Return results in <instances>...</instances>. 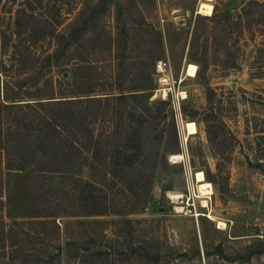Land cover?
Instances as JSON below:
<instances>
[{"label": "rangeland", "instance_id": "374dc122", "mask_svg": "<svg viewBox=\"0 0 264 264\" xmlns=\"http://www.w3.org/2000/svg\"><path fill=\"white\" fill-rule=\"evenodd\" d=\"M67 1L88 4V17L94 19L83 34L89 65L95 68L80 71L88 82L73 91L110 99L104 116L90 117L88 131L95 139L103 134L110 151L113 133L139 130L142 164L151 165L147 159L158 153L157 164L144 192L138 188L140 161L124 173L105 177L92 175L89 158L80 175L45 173L35 179L30 195L27 171L8 173L0 151V264H264V27L255 23L233 34L230 28L217 29V40L230 37L222 46L230 55L209 43L206 52L201 46L192 51L196 61L188 57L198 16H237L249 1L264 0H212L210 16L198 13L204 0ZM28 2L36 9L34 15L57 13L40 10L38 0H0V60L6 79H15L21 55L30 58L27 71L31 62L42 65L43 58L54 53L52 39L33 43L18 33L17 12L26 11ZM57 6L69 22L73 16L65 14L68 7L61 2ZM212 27L208 22L209 39ZM153 29L162 36L158 61ZM109 35L120 45L117 68L114 59L95 62L107 58L99 47ZM70 57L56 55L38 86L24 90L41 88L45 98L53 91L68 96L74 66L80 64ZM46 80L51 81L44 84ZM141 87L147 89L138 91ZM134 93H143V105L137 107L127 98L116 117L111 100ZM32 99L21 100L31 105L52 100ZM158 108L165 120L151 118ZM139 113L147 115L142 126ZM206 120L222 121L224 128ZM223 132L233 139L216 148L210 141ZM122 136L119 146L126 140ZM170 155L182 159L172 163ZM75 179L79 182L72 192L69 185ZM207 183L211 194L201 195L200 185ZM105 207L121 213L94 214ZM42 213L51 217H35Z\"/></svg>", "mask_w": 264, "mask_h": 264}, {"label": "trees", "instance_id": "16d2710c", "mask_svg": "<svg viewBox=\"0 0 264 264\" xmlns=\"http://www.w3.org/2000/svg\"><path fill=\"white\" fill-rule=\"evenodd\" d=\"M38 1L40 10L44 9L46 12L57 11L56 15H34L36 9L28 2L26 11L20 10L17 12L15 26L18 33L27 34L33 43L52 39L55 47L54 53L44 57L42 65H37L36 60H34L27 68V71L26 62L30 58L21 55L18 58V69H16L17 75L15 79H6L8 76L6 67L3 66V62L0 60V151L4 155L5 170L8 173L27 171L29 193L32 195L34 194L32 189L35 179L42 177L45 173L80 175V169L86 165L85 163L89 158L92 175L105 173V177L115 171L124 173L127 168L140 161L142 171L139 173L138 188L143 192L146 191L152 170L157 164L156 157L159 156L158 153L147 159L151 162V165L142 164L141 161H143L145 152L142 146L143 141L140 138L141 133H138L139 130L132 128L130 133H125L126 135H123L124 133H113L112 139H115V143H113L114 149L108 151L106 147L110 143L103 141V139L101 140L103 134L98 135V138L96 137L95 139L93 133L88 131V120L90 117L99 118L106 114L105 108L108 109L109 104H105V102L109 103V97H103L102 99L99 97H88L92 91L78 93L73 91L75 86L88 82V76H81L80 71H88L90 66L95 68L93 65H89L88 38L85 39L83 34L94 21L92 17H88V4L78 6L76 1L71 4L67 0ZM58 2L65 3L66 7H68L66 15L73 16L69 22H67V17L61 14L62 7L57 6ZM138 3L141 6L144 5L142 1H138ZM208 22L213 24L211 39L205 37ZM255 23L264 27V1L261 3L249 1L240 9V13H237V16H232L228 12H215L212 19L198 16L191 35L189 59L196 61L192 51L199 49L201 46L203 52H206L209 43L212 48L224 51L226 56L230 55V51L222 48L230 37L224 36V38L217 40L215 38L216 30L220 29L224 32L226 28H230L232 29L231 34L240 32V30L242 33L244 28H249ZM153 32L157 43V55L154 61H158L163 54L162 36L158 29H153ZM228 45L234 47L232 44ZM99 49L102 52L105 51L108 55L107 58L101 57V59L95 61L96 63L110 62L111 59H114L116 68L121 65L120 61L122 60L120 59L122 58L119 55L121 51L119 41H113L109 35ZM59 54L62 56L69 54L71 60L73 59L80 63L74 66L70 82L72 91L68 93V96L65 93L60 92L57 94L53 91L50 93L51 97L45 98L44 91L41 88L35 92L24 90L27 85L32 88L38 86L46 76L45 69L51 66L53 59ZM113 79L115 80L116 77ZM117 79L119 80V76ZM50 81L46 80L44 84L50 83ZM146 89L147 87H141L138 91H145ZM24 97L33 98L32 100H52L31 105L30 103H23L24 100L21 99ZM127 98L135 100L137 107H141L145 102L143 93H134L127 96L118 95L111 100L115 104L116 117L120 118L117 115L121 114L120 107ZM102 103L104 106L100 110ZM142 109L145 110L146 108L142 107ZM151 118L160 121L165 120L166 115L163 110L158 108V111ZM139 119L141 126L147 123V115L139 113ZM63 121H65L64 125ZM130 122H133V119ZM205 122L206 124H218L224 128L222 121L206 120ZM6 125H8L9 129H7ZM77 125V129L73 133V126ZM65 130L67 132L69 130L72 131L68 134L62 133ZM81 130H83L82 133ZM119 135H123L122 137L126 139L120 146L117 145L118 141L119 144L122 141V138L119 139ZM229 139H233L230 132H223L217 135L214 141L210 142L217 148L224 145ZM60 140L64 141L61 146H59ZM85 150H88V156L84 155ZM147 170L151 172L146 173ZM78 182L79 180L75 179L69 185L72 192ZM88 187L92 188L93 184L88 183ZM139 194L140 192L136 191V195L139 196ZM61 195H69V192H62ZM105 213L119 214L121 212L115 207L110 209L105 207V209L96 211L94 214L103 215ZM43 214L45 213L35 217H51Z\"/></svg>", "mask_w": 264, "mask_h": 264}, {"label": "bare ground", "instance_id": "6f19581e", "mask_svg": "<svg viewBox=\"0 0 264 264\" xmlns=\"http://www.w3.org/2000/svg\"><path fill=\"white\" fill-rule=\"evenodd\" d=\"M212 0H204L198 7V13L203 15V16H210L212 14V6L210 5L209 2ZM166 94V93H165ZM182 159L181 155H170V161L172 163H177L179 160ZM200 193L201 195H210L211 194V185L210 184H205V185H200ZM205 203V202H204ZM204 207L206 204L203 205ZM218 226L220 229L224 228L223 223H218Z\"/></svg>", "mask_w": 264, "mask_h": 264}, {"label": "water", "instance_id": "95a60500", "mask_svg": "<svg viewBox=\"0 0 264 264\" xmlns=\"http://www.w3.org/2000/svg\"><path fill=\"white\" fill-rule=\"evenodd\" d=\"M261 249L264 251V246Z\"/></svg>", "mask_w": 264, "mask_h": 264}, {"label": "built area", "instance_id": "2783aa9c", "mask_svg": "<svg viewBox=\"0 0 264 264\" xmlns=\"http://www.w3.org/2000/svg\"><path fill=\"white\" fill-rule=\"evenodd\" d=\"M197 215H198V214H196L195 217H198Z\"/></svg>", "mask_w": 264, "mask_h": 264}]
</instances>
